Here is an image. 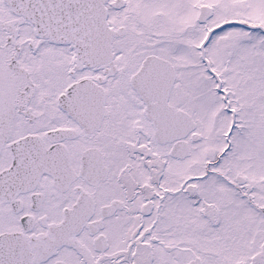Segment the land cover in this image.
<instances>
[{"label":"snow or ice","instance_id":"6c2138e0","mask_svg":"<svg viewBox=\"0 0 264 264\" xmlns=\"http://www.w3.org/2000/svg\"><path fill=\"white\" fill-rule=\"evenodd\" d=\"M0 264H264V0H0Z\"/></svg>","mask_w":264,"mask_h":264}]
</instances>
